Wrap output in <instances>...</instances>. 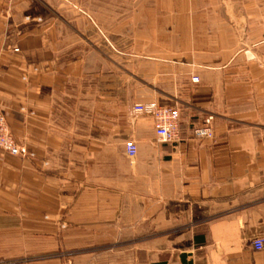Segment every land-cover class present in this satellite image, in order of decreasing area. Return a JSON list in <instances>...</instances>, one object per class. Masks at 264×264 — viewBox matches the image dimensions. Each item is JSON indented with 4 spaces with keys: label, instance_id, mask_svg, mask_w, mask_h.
<instances>
[{
    "label": "crops",
    "instance_id": "0c3cea01",
    "mask_svg": "<svg viewBox=\"0 0 264 264\" xmlns=\"http://www.w3.org/2000/svg\"><path fill=\"white\" fill-rule=\"evenodd\" d=\"M34 1L0 0V109L32 154L0 150V264H264V43L102 32ZM148 103L178 109L181 143L132 115Z\"/></svg>",
    "mask_w": 264,
    "mask_h": 264
},
{
    "label": "rangeland",
    "instance_id": "374dc122",
    "mask_svg": "<svg viewBox=\"0 0 264 264\" xmlns=\"http://www.w3.org/2000/svg\"><path fill=\"white\" fill-rule=\"evenodd\" d=\"M71 1L70 7L91 17L102 32H203L221 46L232 42L238 51L249 47L248 41L264 43V0ZM40 7L47 12L44 4Z\"/></svg>",
    "mask_w": 264,
    "mask_h": 264
},
{
    "label": "built area",
    "instance_id": "2783aa9c",
    "mask_svg": "<svg viewBox=\"0 0 264 264\" xmlns=\"http://www.w3.org/2000/svg\"><path fill=\"white\" fill-rule=\"evenodd\" d=\"M40 21V20H39ZM194 83L198 79L192 80ZM131 113L133 116H149L154 125L155 135L160 144L178 145L182 142L180 133V113L176 108L161 107L156 103L137 104L133 106ZM212 117L204 120L203 124L192 131V137L196 140H212L214 132L212 129ZM0 150L14 157H32L25 148L18 145L16 139L11 134L6 118L0 109ZM125 153L127 157L133 160L137 154V146L133 140L125 143ZM64 228V225L61 226ZM255 250L264 248V238H259L253 242ZM6 264H14L8 262Z\"/></svg>",
    "mask_w": 264,
    "mask_h": 264
}]
</instances>
